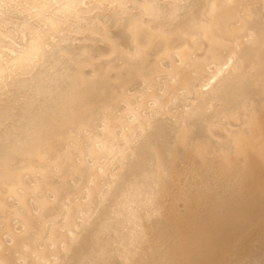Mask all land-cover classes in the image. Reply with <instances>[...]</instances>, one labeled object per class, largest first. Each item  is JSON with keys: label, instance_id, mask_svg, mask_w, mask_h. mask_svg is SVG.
<instances>
[{"label": "bare ground", "instance_id": "1", "mask_svg": "<svg viewBox=\"0 0 264 264\" xmlns=\"http://www.w3.org/2000/svg\"><path fill=\"white\" fill-rule=\"evenodd\" d=\"M0 264H264V0H0Z\"/></svg>", "mask_w": 264, "mask_h": 264}]
</instances>
